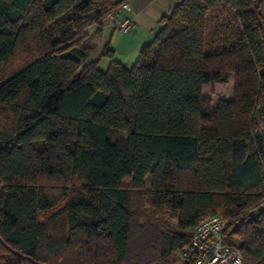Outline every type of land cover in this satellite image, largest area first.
Segmentation results:
<instances>
[{"label": "trees", "instance_id": "16d2710c", "mask_svg": "<svg viewBox=\"0 0 264 264\" xmlns=\"http://www.w3.org/2000/svg\"><path fill=\"white\" fill-rule=\"evenodd\" d=\"M124 1L0 0V264H193L217 214L264 264V0H178L130 69L85 63Z\"/></svg>", "mask_w": 264, "mask_h": 264}, {"label": "crops", "instance_id": "0c3cea01", "mask_svg": "<svg viewBox=\"0 0 264 264\" xmlns=\"http://www.w3.org/2000/svg\"><path fill=\"white\" fill-rule=\"evenodd\" d=\"M131 11L123 12L119 18L129 19L132 30L129 33H120L110 27H102L99 35L92 27L87 34L93 38L94 50L87 56L85 63L96 59L105 48L113 53V60L127 68L134 64L139 51L149 43L160 28V20L176 4L178 0H127ZM111 64L108 57H102L98 69L106 72ZM191 230H188L189 233Z\"/></svg>", "mask_w": 264, "mask_h": 264}, {"label": "built area", "instance_id": "2783aa9c", "mask_svg": "<svg viewBox=\"0 0 264 264\" xmlns=\"http://www.w3.org/2000/svg\"><path fill=\"white\" fill-rule=\"evenodd\" d=\"M130 11L129 2L126 0L102 17L99 21L100 26L113 28L120 33H129L132 30L131 21L119 16ZM224 230L225 221L219 214L203 220L191 229L189 246L181 252L180 258L184 261L189 260L191 251L193 264H243V257L239 251L224 242Z\"/></svg>", "mask_w": 264, "mask_h": 264}, {"label": "rangeland", "instance_id": "374dc122", "mask_svg": "<svg viewBox=\"0 0 264 264\" xmlns=\"http://www.w3.org/2000/svg\"><path fill=\"white\" fill-rule=\"evenodd\" d=\"M133 64L129 65L127 69H130ZM233 92V79L230 77L225 83H210L202 88V97L206 100L209 105L215 106L222 99H230L232 97ZM146 186H149V178L145 180ZM122 184L124 186L128 185L127 180H123ZM0 195H1V187H0ZM145 209L150 211L149 206H145ZM190 235V232L188 233ZM237 245L238 243L235 242ZM183 263V261L181 260Z\"/></svg>", "mask_w": 264, "mask_h": 264}, {"label": "water", "instance_id": "95a60500", "mask_svg": "<svg viewBox=\"0 0 264 264\" xmlns=\"http://www.w3.org/2000/svg\"><path fill=\"white\" fill-rule=\"evenodd\" d=\"M256 213V212H255Z\"/></svg>", "mask_w": 264, "mask_h": 264}]
</instances>
